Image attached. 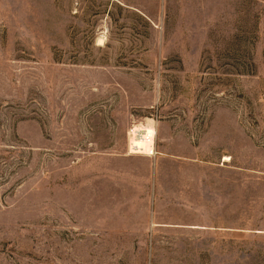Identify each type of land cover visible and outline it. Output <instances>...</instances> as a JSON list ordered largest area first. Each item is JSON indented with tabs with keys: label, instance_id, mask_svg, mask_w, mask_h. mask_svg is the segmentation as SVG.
Returning a JSON list of instances; mask_svg holds the SVG:
<instances>
[{
	"label": "rangeland",
	"instance_id": "rangeland-1",
	"mask_svg": "<svg viewBox=\"0 0 264 264\" xmlns=\"http://www.w3.org/2000/svg\"><path fill=\"white\" fill-rule=\"evenodd\" d=\"M0 264H264V0H0Z\"/></svg>",
	"mask_w": 264,
	"mask_h": 264
},
{
	"label": "bare ground",
	"instance_id": "bare-ground-1",
	"mask_svg": "<svg viewBox=\"0 0 264 264\" xmlns=\"http://www.w3.org/2000/svg\"><path fill=\"white\" fill-rule=\"evenodd\" d=\"M130 137V148L134 153H149L153 147L154 129L149 123H138L133 126ZM228 159V156H225Z\"/></svg>",
	"mask_w": 264,
	"mask_h": 264
}]
</instances>
